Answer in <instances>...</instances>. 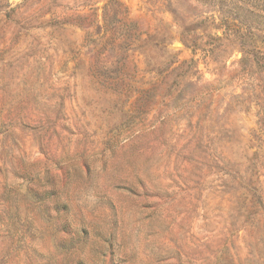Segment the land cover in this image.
<instances>
[{
    "label": "rangeland",
    "instance_id": "obj_1",
    "mask_svg": "<svg viewBox=\"0 0 264 264\" xmlns=\"http://www.w3.org/2000/svg\"><path fill=\"white\" fill-rule=\"evenodd\" d=\"M258 51L264 0H0V264H264Z\"/></svg>",
    "mask_w": 264,
    "mask_h": 264
},
{
    "label": "trees",
    "instance_id": "obj_2",
    "mask_svg": "<svg viewBox=\"0 0 264 264\" xmlns=\"http://www.w3.org/2000/svg\"><path fill=\"white\" fill-rule=\"evenodd\" d=\"M258 53H261V54H263V56H264V52H262V51H258ZM263 58H264V57H263ZM249 61H250V58H249V56H248V53H246V55L244 56L242 62H245L246 64H248L247 62H249Z\"/></svg>",
    "mask_w": 264,
    "mask_h": 264
}]
</instances>
